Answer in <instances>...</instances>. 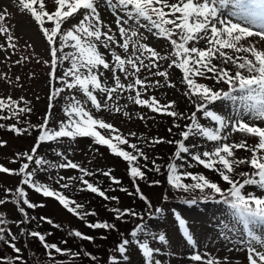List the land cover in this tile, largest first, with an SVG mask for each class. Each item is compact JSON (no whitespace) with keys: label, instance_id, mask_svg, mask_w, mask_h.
<instances>
[{"label":"snow or ice","instance_id":"6c2138e0","mask_svg":"<svg viewBox=\"0 0 264 264\" xmlns=\"http://www.w3.org/2000/svg\"><path fill=\"white\" fill-rule=\"evenodd\" d=\"M15 2L20 12L30 16L48 45L50 60L44 63L49 65L50 69L48 73L50 93L47 111L38 125H31L27 120L20 119L21 116L32 112V108L28 106L30 101L25 100L24 97H20L19 100L11 96L0 97V120L13 119L16 124H28V127H17L13 124L9 126V131L22 135L29 133L31 128L39 129L36 143L30 152L17 153L16 159L11 161V163H16L17 160L25 162L21 163L18 169L0 165V173L20 177V185H27L45 198H54L67 212L84 221L87 216H96L97 213L82 212L83 204L68 198L47 183L37 181V172L47 171L50 168L78 170L80 173L78 177L60 175L54 183L60 188L67 189L70 185L64 181L78 180L84 185L81 191L97 194L105 200H118V198L106 195L105 191L85 179L93 173L73 162L63 152L56 154L64 162L53 164L43 157L37 158V150L42 143L58 141L61 138L75 140L78 137H91L94 143L107 146L112 154L122 157L128 163L129 175L135 185V191L128 192L125 188H120V191L127 192L130 196H137L148 208H151V202L137 184L138 180L145 179V172L142 171L138 161L140 158L147 161L149 157L136 143L130 142L128 137H135L136 133L130 132L126 136L112 123L97 119L75 95L66 99L63 109L66 119L62 120L56 129L48 126L52 116L53 101L65 90L75 89L83 93L96 112L101 110L122 112L129 118H131L130 113L124 111L128 105L125 103L120 106L118 102L123 93H134L128 95L127 99L135 105L146 107L153 113L166 115L174 120L190 121L183 126L180 123L173 124L174 128L181 129L179 140L165 141L160 138L145 140L150 145L163 143L175 145L173 156L166 163L167 184L178 192L191 194L199 191L200 196L185 199L186 204H195L197 199H215L216 195H219L223 203L235 211L247 230L250 241L247 245V264H264V239L257 236L250 227L257 224L264 225V43L261 47H257L258 43L264 42V0H54L52 10L48 9L45 0H15ZM229 4L235 10L225 16L221 9ZM101 6L110 10L114 16L115 30L102 19ZM10 16L11 13L7 8L0 10V38L3 39V42H0V50H4L5 53L8 49L17 48L15 41L18 38L13 35V29L7 23ZM231 17L255 22L260 30L254 31L246 25L233 22ZM69 19L76 22L63 29L62 26ZM141 29L144 31L142 32ZM144 33L165 41L170 46L169 55L162 56L157 49L142 42L148 39ZM251 37H256L258 40H250ZM201 42H204L205 46H199ZM26 46L33 47L30 43ZM101 47L106 51L101 52ZM117 48L122 49L125 55L118 54ZM29 58L26 55L21 56L15 64H22ZM161 60L170 61L167 68H176L182 73L181 83L186 87L184 95L195 108L190 114L177 111L174 100L161 103L155 96L142 98L150 88L160 86V80L151 81L148 76L141 78L140 74L144 70L152 76L162 77L168 87L176 86L171 83L167 69L160 70ZM65 62L68 66L64 67L63 73L58 76L57 69L64 66ZM37 63L40 61L37 60ZM106 73H110V77L106 76ZM122 77L123 81L128 82H123ZM109 78L113 82L111 85L108 84ZM198 78L212 80L215 85L226 86L227 90L200 83ZM0 79H8L9 83L16 84L20 81L19 76L12 81L7 74L0 76ZM97 93L102 94L104 99H98ZM223 100H238L243 110H238L236 116L226 117L210 107L217 101ZM198 113L212 122L215 127L205 126L198 118ZM139 119H145L144 115H139ZM256 121L261 123L257 124ZM4 127L6 125L0 124V128ZM97 129L108 130L110 135H102ZM168 132L171 133L172 128H169ZM233 132L254 137L257 143L249 145L246 140L226 142ZM195 137L214 142L215 146L211 150L193 152L191 148H198V145L192 143L189 146L186 142ZM6 143L0 141V147L5 146ZM121 145H127L131 151L124 150ZM240 149L250 153V156L236 157L235 151ZM184 154L196 164L217 173L228 185L227 189L203 174L183 171L184 164L187 163ZM152 163L153 168L149 170L160 172L161 168L156 161L153 160ZM30 165L35 167L30 170ZM187 166L192 167L191 164ZM241 166H246L249 171L237 172L236 169ZM143 167L146 168L147 165ZM103 175L110 177L115 184L121 183L116 177L111 176L110 170ZM49 179L52 177L50 176ZM185 180L191 182L186 183ZM159 183L153 181V184ZM249 187L259 189L260 193L250 191ZM5 193L13 195L12 203L25 218L18 223L36 219L29 217L23 206L28 209L45 207L42 203H33L22 186H17L14 192L5 189ZM164 199H167L166 195ZM6 202V199H0V205ZM111 211L116 214L117 220L125 216L143 219L139 213L131 209L113 208ZM156 211L159 212L160 209ZM39 219L54 228H60L59 224L48 217L41 216ZM175 219L184 238L192 244L193 236L185 219L180 215H176ZM85 222L90 229L115 228L114 224L108 222ZM5 223L4 217L0 216V242L10 247L16 255L12 259L0 256V264H16L17 261L25 264L19 255L21 248L15 243L16 236L10 229L7 230L10 239L5 238L3 227ZM144 229V225L138 226L131 232V237L137 238L138 233L143 232ZM70 234L84 241L93 240V237L79 230H74ZM28 235L39 241L53 264H63V261L57 260L53 253L61 256L80 254L70 253V250L62 249L56 243H49L40 231H31ZM158 239L165 242L166 237L160 234ZM129 244L128 239L118 244L117 251L120 256H125ZM139 249L145 264H161L159 260H154V253L159 249L152 248L147 241L139 242ZM84 255L90 254L85 252ZM91 258L95 260L94 256ZM190 260L200 264H221L220 260L205 259L198 252L192 254ZM111 264H117L115 258L112 259ZM223 264H229L227 257L223 258Z\"/></svg>","mask_w":264,"mask_h":264},{"label":"rangeland","instance_id":"374dc122","mask_svg":"<svg viewBox=\"0 0 264 264\" xmlns=\"http://www.w3.org/2000/svg\"><path fill=\"white\" fill-rule=\"evenodd\" d=\"M47 7L49 10L53 9L54 0H45ZM7 8L11 13V16L8 18L7 23L13 29V35L18 39L15 41L17 44L16 49H8L7 53L4 50H0V76L7 74V77L12 81H15L17 76L20 77V81L18 84L9 83L8 79H0V97L11 96L13 99L19 100L20 97H24L25 100L30 101L29 107L32 108V112L29 113L28 120L30 124H36L42 120L45 112L47 111L48 96L50 93V87L48 85L49 80V65L45 64L44 61L50 60L48 45L43 38L42 34L38 31L37 26L34 22H32L30 16L26 13H22L19 11L15 0H0V10ZM235 9L229 4L226 8L221 9L225 16L228 15L229 12L234 11ZM102 19L109 23L113 29L115 30L114 16L111 14L110 10H107L104 6L100 8ZM233 22L240 23L241 25H246L252 28L254 31L260 30L258 24L255 22H249L242 18L231 17ZM76 21L73 19H69L62 27L63 29H67L71 24H74ZM143 32L144 30L141 29ZM147 35L148 39L146 41H142L148 43L149 46L157 49L162 56H168L170 52V46L163 40H160L156 37H153L150 34L144 33ZM250 40H258L256 37L249 38ZM0 42H3V39L0 38ZM30 43L33 45L32 48H28L26 45ZM262 43H258L257 47H261ZM201 47L205 46L204 42H201L199 45ZM65 51H71V49H65ZM101 52H105L106 50L102 47L100 48ZM116 51L118 54L125 55L122 49L117 48ZM35 54V55H33ZM29 56L30 58L24 61L22 64H15V61L19 59L21 56ZM110 59V57H108ZM37 60L40 63H37ZM160 70H165L167 64L170 61L161 60L160 62ZM218 63V61L216 62ZM166 65V67H165ZM68 64L65 62L64 66L58 67V71L62 74L64 71V67H67ZM179 70V69H178ZM155 71V70H154ZM106 76L110 77V73H106ZM141 78L144 76H148L149 80L154 81L151 73L146 70L141 72ZM170 81H172V75H169ZM123 81V77H122ZM127 83L128 81H123ZM198 82L208 84L209 86H215V82L212 80H204L198 78ZM113 82L109 78L108 84L111 85ZM224 86V85H223ZM216 87V86H215ZM226 87V86H225ZM227 87L225 88V91ZM165 92V91H164ZM180 92L177 91H167L165 94V102L169 101H178ZM134 95V93H123L120 96L119 105L123 106L125 103L128 105L124 111H128L130 113V117H126L123 113L109 112L107 110H101L100 112H96L94 108L91 107L90 102L87 101L86 97H84L83 93L73 89L71 91L64 92L63 102L58 103L56 107H54V115H58V123L54 126L58 127L61 120H65L66 117L64 115V107L66 104V99L68 96L75 95L77 99L81 100L82 103L85 104V107L92 112L94 117L97 119H103L105 122L112 123L114 127L118 128L121 133L124 135H128L130 132L136 133L135 137H128L129 140H133L136 142H141L143 139H137L138 137H142L144 135L143 132L139 130V124L137 123L136 118L139 115H144L141 113L144 107H140L135 105L131 101H128V95ZM98 99L103 100L104 97L102 94L97 93ZM157 95H163L161 92ZM233 95H237L233 93ZM145 97V94L142 98ZM164 98V97H163ZM112 103V102H109ZM21 106L23 103L21 102ZM213 110L219 111V114L227 116H236L237 111H242V106L240 102L223 100L217 101L214 105L210 106ZM222 109V111H220ZM145 117V115H144ZM198 118L205 126L215 127V125L206 120L202 114L198 113ZM141 120V119H140ZM142 121H145L143 119ZM251 123V121H249ZM257 124H260V121H256ZM0 124L6 125L4 128H0V141H6V145L0 147V165H6L11 163L15 156H13L14 150L17 146L23 145L26 149V152H30L33 145L36 143L34 137L32 135L27 136L26 138L21 137L18 138L14 135L12 131H9V124L7 120H0ZM155 127V128H154ZM153 132L157 131L156 125L152 127ZM100 131L102 135L108 136L110 134L108 130L97 129ZM107 133V134H106ZM140 133V134H139ZM142 133V134H141ZM227 134V133H225ZM141 135V136H140ZM241 140H246L249 145H254L257 143V139L251 136H245L244 134L233 132L231 133L229 140L226 142H239ZM144 143V141H143ZM192 143H196L198 148H191V151L195 152L211 150L215 145L214 142L207 141L202 137L190 138L187 144L189 146ZM96 145V146H95ZM153 146V145H152ZM149 145L148 153L151 157H157L159 159L158 153ZM57 152H63L69 159L73 162L79 164L81 167H84L88 170L93 168L96 165L97 159H103L109 165H112L113 168L118 169L121 165H125L123 162V158L117 157L111 153V151L105 145L96 144L93 142L91 137H78L75 140H71L69 138H61L58 141H55L53 144L49 145V147H42L38 149L37 158L43 157L44 159L52 162L53 164H59L64 162L63 159L57 156ZM235 156L240 158H247L250 156V153L245 152L243 149L236 150ZM184 159L187 163L184 164L183 171L203 174L206 177L210 178L215 182L219 181L220 184L225 186L226 184L220 179L217 173L205 169L202 165L196 164L195 161H192L187 154H184ZM102 163V162H99ZM104 165V163H102ZM100 166L97 164L100 170L103 169V165ZM191 164L192 167L189 168L187 165ZM35 167V165H30L31 168ZM47 167V166H46ZM246 166H241V168L236 169L237 172L240 171H249ZM40 172H37V175ZM60 175L65 177L69 176H79L80 173L78 170L74 169H59V168H50L47 171H42V176L38 179L39 182L47 183L53 189L58 190L60 192L68 190L72 186V182L77 184L79 181H64L68 183L70 186L67 189L60 188L59 185L54 183V180L57 179ZM52 179H49V177ZM20 177L14 175H8L4 173H0V190L4 192V195L1 199H6L7 202L4 205H0V216H3L6 220V223L3 225L5 228V238L10 239L7 236V230L10 229L11 232L17 237L19 232L23 230V234H21L24 238L27 239V250L30 249V257L29 260L32 262L31 264H53V262H48L42 257V248L39 244L34 243L32 241L31 236L28 235V230L24 224H19L17 222V217H21V220L25 218L23 215L17 212V206L12 203L14 199L11 193L6 194L5 189H11L12 192L15 191L17 186H22L25 188V191L28 193L29 199L33 203L44 204L45 207L42 208H34L32 209V213L37 214V218L33 220V224L30 226L33 231H40L46 236V239L49 237L52 239L57 238H67L71 236L70 233L74 230H79L85 235L91 236L92 229L86 226V222H94L102 221L105 217L106 210L103 209L97 210L96 216H91L89 218H85L84 221L80 220L77 216L67 212L58 202H56L53 198H45L40 194L35 193L32 189L28 188L27 185H20ZM159 184H153L151 187H145L144 195L151 202L152 207L149 213V218L145 221L144 224L145 229L143 232L138 233L137 238H132L131 234L125 237L124 239H128L130 244L127 246V251L124 257L120 256L117 251V246L114 250H111L110 253V261L106 257L108 256V249L112 246V242L108 243V245H103L100 247L98 243H95L94 252L97 253L96 259L99 264H111L113 258L116 259L117 264H145L142 252L139 249V242L147 241L149 245L154 249H159V251L154 253V260H159L161 264H200V262H192L190 260V256L195 252L201 254L205 259L215 258L221 261L223 264V258L227 257L229 264H247V245L250 242L247 236V230L244 225L240 221L238 215L235 213L233 209H231L227 204L223 203V200L218 198L216 195L215 199H209L206 202H201L199 199L195 204H186L183 201L180 203L173 205L170 204L167 199H170V196L173 194V190L168 184L167 180L164 179V175L162 173L156 176ZM250 191L256 192V194L260 193V190L254 187H249ZM199 193V192H198ZM194 193L192 195L200 196V194ZM165 195L167 199H164ZM182 197V196H181ZM130 203L132 205L137 204L140 205L142 201L139 198H132ZM128 203V202H127ZM134 203V204H133ZM122 205L121 201L119 203ZM102 205V204H101ZM161 205V206H160ZM21 206H23L21 204ZM128 206V205H127ZM25 211L28 213V216L32 214L26 209ZM156 209H160L159 212ZM115 213L113 211L110 212V216L114 217ZM153 215V216H152ZM176 215H180L183 219H185L187 227L193 236V243L189 244L188 241L184 238L183 233L179 230V225L175 219ZM45 216L53 220L54 223L59 224L60 228H54L52 225H49L45 221H41L39 217ZM29 222H26V225ZM255 234L261 239H264V225H251ZM30 230V231H31ZM96 231V229H95ZM49 233H52L49 235ZM60 234V235H59ZM160 234L165 235V242H161L158 239ZM156 236V239L152 237ZM81 240V239H80ZM83 241L87 248H90V241ZM15 243L18 247L21 248V253L19 254L25 264H30L28 258L26 257V247L21 245L17 239ZM254 243V242H251ZM259 247V245H255ZM207 254V255H206ZM16 254L13 250L8 247L5 243L0 242V256L8 257L12 259ZM73 255H70L72 257ZM19 262V261H18ZM17 263V262H16ZM20 264V262H19ZM64 264V263H63ZM69 264H91L85 258V262L82 263H69Z\"/></svg>","mask_w":264,"mask_h":264},{"label":"trees","instance_id":"16d2710c","mask_svg":"<svg viewBox=\"0 0 264 264\" xmlns=\"http://www.w3.org/2000/svg\"><path fill=\"white\" fill-rule=\"evenodd\" d=\"M166 67V65H165ZM167 71L169 72L170 76L172 75V81L171 83L175 84L176 86L174 88H170L167 86V84L165 83L164 79L162 77H153L154 81L155 80H160V86L155 87V88H150L146 93H145V97L144 98H148L150 96H155L161 103H165L164 99H165V94L167 93V91H177L180 92L179 94V100L176 102V110L183 112L185 114H190L191 111H194V105L191 104V102L189 101L188 97H186L184 95V91L186 90V87L183 83H181V79H182V73L180 72V70L176 69V68H167ZM59 69H57V75H61L60 71H58ZM210 75V74H209ZM215 84V83H214ZM60 86V85H57ZM217 89L223 88L225 90V86L223 85H215ZM68 90H65V92H67ZM165 91V92H164ZM162 93L163 95H157L158 93ZM63 93H61L59 96L56 97V99L53 101V108H52V116L49 120V127L56 129L54 126L56 125V123H58L59 121L58 119V115H54V107H56V109H58L57 104L61 103L63 101ZM164 97V98H163ZM46 103L49 101L45 100ZM141 113H144L145 115V121H142L139 119V117L137 116L136 120L137 123L139 124V130L140 132H143L144 135H142L143 140L141 142H136L133 140H130L131 143H136L138 145L139 148L143 149V151L147 154V156L149 157V159L147 161H144L143 158H140L138 163L139 165L142 166V171L145 172V179L143 180H138L137 184L140 188V190L142 191V193L144 194L143 191H145V187H151L152 183L154 180L156 179V176L160 173H162L164 175V179H166V163L169 162L170 158L173 156V153L175 151V145L174 144H168V143H163V144H155V145H150L148 143L145 142V140H149L152 138H160L163 139L165 141L167 140H179L181 139V137L179 136V132L181 131V129H176L173 127L174 123H180L182 126L185 125L186 123H190V121H186V120H174L171 117H168L166 115H162L159 113H153L151 112L148 108L144 107L142 110H140ZM6 114V113H5ZM29 118V113L21 116V120H27L29 123L30 121L28 120ZM6 121V120H5ZM62 121V120H61ZM42 122V120H40L39 122H36V124L34 125H38ZM7 123L11 126L13 124H16V121L13 119H9L7 120ZM33 125V124H31ZM157 127V131L153 132V126ZM17 127H28V124H16ZM155 128V127H154ZM172 128V132L169 133L168 129ZM14 133V132H13ZM107 134V133H106ZM140 134V133H139ZM142 134V133H141ZM14 135L18 138L24 137L26 138L27 136L32 135L35 139V141L37 140V136L39 135V129L37 128H31L29 133L26 134H22V135H17L14 133ZM110 134H108L109 136ZM141 136V135H140ZM144 141V143H143ZM55 141L53 142H48V143H42L41 147H49V145L53 144ZM188 143V142H186ZM152 146V148L155 150L156 153H158L159 159H157V157H151V155L148 153V147ZM96 146V145H95ZM121 148H123L124 150H128L131 151L130 148H128L127 145H121ZM39 148V149H40ZM22 152H26V149L23 145H19L15 148L13 156H15L16 159V154L17 153H22ZM38 152V150H37ZM122 158V157H121ZM14 160V159H13ZM155 160L156 164L160 166L161 171L160 172H155L150 171L149 169L153 168V163L152 161ZM25 161L23 160H17L16 163H9L6 164L4 166L10 168V169H18L20 167V164L23 163ZM97 164L100 166V164L104 163L103 165V169L100 170L96 165L93 166V168H91L89 171L93 173L92 176L89 177H85V179H88L90 182H92L94 185H96L97 187H99L102 191H105L106 195L110 196V197H116L118 198V200L116 199H112V200H105L102 197H100L97 194H93L90 193L88 191H81V189L84 187V185H82L80 182H78L77 184H74L75 182H72V186L66 190V191H62L61 193H63L64 195H66L68 198L77 201L78 203H81L84 205V208L81 210L83 211H87V212H96L97 210L103 209L104 211L106 210V214L105 217L102 221H96L94 220V222H108L111 224L115 225V228L112 230H105V229H92V234L90 237H93V240H91L90 243V248H87V245H85L83 243V241H81L79 238H71V236L67 237V238H57V239H52V238H48L47 241L49 243H56L59 247H61L62 249H67L70 250V253H77L79 252L80 254L77 256H72L70 257L71 254L69 255H64L61 256L59 254H55L53 253V255L56 256L57 260L63 261L64 264H69V263H82L85 262V258L91 262V264H99V262H97L96 259H99V257H97V253L98 252H94V246L95 243H98L100 245V247H103V245H108V243L112 242V246L108 249V256L106 257L107 259H109L110 261V251L114 250V248L121 243L125 237H127L128 235L131 234V232L133 230H135L138 226L140 225H144L146 222V220L149 218V213L151 211V208H148V206L142 201V203L140 205L134 204L132 205L130 203V201H132V198H138L137 196H130L127 194V192H123L120 191V188H125L128 190V192H134L135 191V185L133 184V181L129 175V166L128 163L126 161L123 160L125 165H121V167L118 169L113 168L112 165H109L108 163L105 162V160L103 159H97ZM102 162V163H99ZM177 163H181V161H177ZM147 165V167H143V165ZM111 171V176L116 177L121 183L120 184H115L112 182V180L110 179V177L103 175L104 172L107 171ZM249 170V169H247ZM245 171V170H243ZM42 176V172H40L38 175H36V179L38 181V179H40ZM186 183L191 182L188 180H185ZM215 182L219 183V181ZM222 188L227 189L228 185L223 186L222 184H220ZM199 191L197 190L195 193H198ZM194 193H183V192H178L175 189L173 190V194L170 196V199H167V201L170 204L176 205L178 203H180V201H183L185 199H191L193 196L195 197H199L197 195H192ZM200 194V193H198ZM4 192L0 190V199L3 197ZM182 196V197H181ZM218 198L220 199L221 197ZM54 199V198H53ZM222 199V198H221ZM55 200V199H54ZM197 199V202H206L208 200H200ZM56 202H58L57 200H55ZM122 203V205H124V203H126V205L121 206L119 203ZM128 202V203H127ZM102 204V205H101ZM128 205V206H127ZM161 206V205H160ZM113 208H120L121 210H125V209H131L137 213L140 214L141 217H143V219L141 220L139 217H132V216H125L122 217L120 220H117L114 217L110 216V212L111 209ZM26 209L32 214L29 215V217H36L37 218V214L34 215V213H32V209H28L26 207ZM17 212H19L18 207L16 208ZM21 215V213H19ZM153 216V215H152ZM91 216H87V218H89ZM21 221V217H17V222ZM43 222V221H42ZM19 224H24L26 226V229L28 230V232H31L33 230H31L30 226L33 224V220H31L29 222V224L26 225V222L24 223H19ZM31 230V231H30ZM60 235V234H59ZM106 237V238H105ZM32 238V241L34 243H37L40 245V247L42 248V257L48 261V262H53L48 255L45 253V249L42 247V245L39 243V241L36 238ZM17 241L24 247L27 246V239L24 238L21 235V231L19 232L18 236L16 237ZM64 241H67V243H64ZM89 253L90 255H84V253ZM26 253V257H30V249L25 250ZM95 257V260H93L91 257ZM28 261L30 262V264L32 263L29 258ZM16 264H19V262L17 261ZM103 264V263H102Z\"/></svg>","mask_w":264,"mask_h":264}]
</instances>
